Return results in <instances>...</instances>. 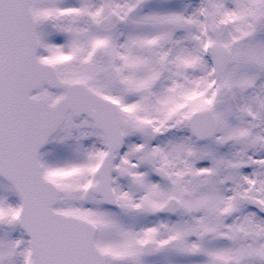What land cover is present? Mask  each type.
I'll use <instances>...</instances> for the list:
<instances>
[{"label": "snow or ice", "instance_id": "1", "mask_svg": "<svg viewBox=\"0 0 264 264\" xmlns=\"http://www.w3.org/2000/svg\"><path fill=\"white\" fill-rule=\"evenodd\" d=\"M0 264H264V0H0Z\"/></svg>", "mask_w": 264, "mask_h": 264}]
</instances>
